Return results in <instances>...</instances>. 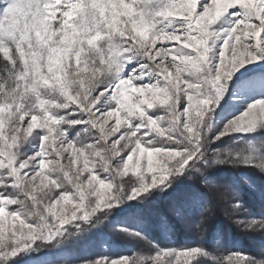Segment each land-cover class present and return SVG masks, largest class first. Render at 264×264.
Wrapping results in <instances>:
<instances>
[{
    "label": "snow or ice",
    "instance_id": "snow-or-ice-1",
    "mask_svg": "<svg viewBox=\"0 0 264 264\" xmlns=\"http://www.w3.org/2000/svg\"><path fill=\"white\" fill-rule=\"evenodd\" d=\"M225 172L264 240V0H0V264H264L155 207L202 214ZM102 225L147 250L71 251Z\"/></svg>",
    "mask_w": 264,
    "mask_h": 264
},
{
    "label": "trees",
    "instance_id": "trees-1",
    "mask_svg": "<svg viewBox=\"0 0 264 264\" xmlns=\"http://www.w3.org/2000/svg\"><path fill=\"white\" fill-rule=\"evenodd\" d=\"M228 175L227 172L221 173L218 188H214L210 191L205 189V191H209V198L202 214L181 218L175 215L168 201H157L155 205L156 209L160 213L166 214L174 226L175 235L172 237L174 240V246L204 245L211 250H220V246H223L224 242H230L232 251L241 250L242 252L250 254H258L264 250V240L259 237H249V235L244 236L239 231L236 224H233V218L234 221H236L237 218L233 217L229 206L226 207L224 204L220 206L218 204V191L223 190V188L226 187ZM186 183L197 184L198 182L192 180L187 181ZM245 199L250 208L256 211L260 210L258 200H255L251 196H247ZM223 207L226 211L225 215L221 212V208ZM230 215L232 216L230 217ZM202 219H206V231H201L198 226ZM101 228V234L105 236L107 243L114 246V250H108L111 254L120 256L123 254H130L133 251H146L148 248V245L145 242L134 241L122 234H117L113 232L111 227L103 226ZM149 235L157 240L169 239L168 234L161 231L155 223H153ZM237 243L240 246L238 248L235 247V244Z\"/></svg>",
    "mask_w": 264,
    "mask_h": 264
},
{
    "label": "rangeland",
    "instance_id": "rangeland-1",
    "mask_svg": "<svg viewBox=\"0 0 264 264\" xmlns=\"http://www.w3.org/2000/svg\"><path fill=\"white\" fill-rule=\"evenodd\" d=\"M218 199V204L221 206L222 204H224L219 198ZM226 205V204H224ZM227 207V205H226ZM132 211V210H130ZM221 212L225 215L226 214V211L223 208H221ZM232 215H230L231 217ZM237 219H239V217H236ZM233 224L236 222L234 221V218H233ZM103 227V225L101 226ZM239 231L245 236H247L248 234L244 233L243 231H241L239 229ZM249 237H252L249 235ZM248 237V238H249ZM247 238V237H246ZM106 242H107V239L105 238L104 235L101 234V231L98 232V233H94L90 236V238L84 242V243H81L77 246H75L74 248L71 249V251L73 253H79V254H86V255H89V256H92V255H96L97 253H104V254H107V255H110V256H118V255H114V254H111V252H108V250H114V246L111 245V244H108V246H105L106 245ZM263 242V241H262ZM228 244V245H226ZM235 247L238 248L240 247L239 244H235ZM219 248V246H218ZM220 251L221 252H224V251H232V248H231V243H225L224 242V245L223 246H220ZM241 251V250H239Z\"/></svg>",
    "mask_w": 264,
    "mask_h": 264
}]
</instances>
